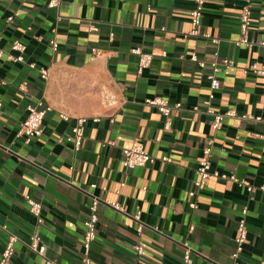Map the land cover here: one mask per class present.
Here are the masks:
<instances>
[{"label":"crops","instance_id":"obj_1","mask_svg":"<svg viewBox=\"0 0 264 264\" xmlns=\"http://www.w3.org/2000/svg\"><path fill=\"white\" fill-rule=\"evenodd\" d=\"M245 1L205 0L199 36L191 37L193 0H61L52 9L47 0H0V258L12 236L10 264H44L26 247L37 233L47 260L82 264L84 222L97 200L91 264H132L137 244L142 264H182L185 243L194 264H233L244 208L248 234L238 264H264V192L210 178L188 197L207 147L212 171L255 187L264 181V123L241 119L264 118V78L249 72L254 63L264 69V0H250L249 49L234 45ZM15 41L26 46L23 64L7 60ZM135 48L152 56L141 74ZM215 52L233 62L215 75L214 111L235 114L219 131L203 105ZM153 98L180 105L169 129L144 104ZM39 102L50 111L42 136L26 145L17 133L27 107ZM77 119L83 141L74 152ZM134 143L154 161L126 170L123 152ZM25 196L42 206L39 227Z\"/></svg>","mask_w":264,"mask_h":264},{"label":"built area","instance_id":"obj_2","mask_svg":"<svg viewBox=\"0 0 264 264\" xmlns=\"http://www.w3.org/2000/svg\"><path fill=\"white\" fill-rule=\"evenodd\" d=\"M61 0H47L48 8H57L60 5ZM194 9L190 13V23L192 25V31L188 34L191 37L199 36L198 28L201 24L202 15L204 12L205 0H193ZM251 8L252 4L250 0H246L244 5L240 10L239 16V37L234 41V45L238 48L243 47L249 49L252 47V43L249 40L250 27H251ZM12 18H8L7 22L12 23ZM2 42V36L0 35V44ZM213 43H217L216 40H213ZM49 45L53 51H56L58 48L57 43L54 39L49 40ZM263 46V44H261ZM25 52L26 46L18 41L13 42L11 46V53L14 55H9L7 60L14 63H24L25 62ZM132 54L138 57V73L141 74L144 70L148 69L152 62V56L150 54L143 53L140 48H135L131 51ZM165 54H162L164 56ZM190 61L195 63L199 68H205V63L199 61L195 55L190 57ZM233 66V62L227 59H218V53L213 54V61L210 64L211 75L208 76L210 82L211 93L209 94L206 101L203 102V105L206 107V113L212 116V128L215 131H219L222 128L223 120L225 118L235 117L234 112H226L224 114H219L214 111L211 101L213 99V92L220 88V83L215 77L216 74L222 71V69H229ZM30 69H34V65H29ZM249 72L258 77L264 78V69L259 68L257 64H252L249 68ZM41 79L45 80L47 77V72L44 70L40 71ZM146 106L154 108L160 115H162L166 120L165 129L170 128L169 118L174 113L180 109V105H170L169 102L162 98H153L146 100L144 103ZM1 107V106H0ZM50 111L49 107H45L43 103L39 102L36 105L27 107V116L24 122L21 124L20 129L17 133V138H23L24 143L27 145L34 138H39L43 134V121L46 114ZM243 120H250L254 122L264 123V118L261 117H251V116H242ZM84 124L83 119H77L75 126L72 128L71 133L73 137V151L78 152L81 149L83 141L82 127ZM260 137V136H257ZM263 138V137H260ZM264 139V138H263ZM124 160L123 167L126 170H134L136 168L145 167L148 164H151L154 160L151 158L144 150L143 146L140 143H134L129 149L123 152ZM204 159L201 160L198 164V167L195 170L196 180L193 182V189L188 193L189 198H193L197 192L202 191L205 187L207 180L210 178H215L222 181H229L234 183L239 188L245 189L248 194H252L256 191L264 192V181L263 183L255 187L246 180L237 178L234 174L225 175L219 174L216 171L211 170V149L207 147L203 150ZM163 162L170 163V159L163 158ZM25 203L28 207V211L36 219L37 226L39 227L42 224L41 211L42 206L40 203L35 202L30 197L25 196ZM97 205L98 201L94 200L90 207V214L88 219L84 222V236L82 242V255L81 262L82 264H91L90 260V249L91 245L96 239V226L98 223L97 216ZM109 205V204H108ZM115 210L122 212L117 204H110ZM189 207L194 209L195 204L190 203ZM246 216L247 210L244 208L241 211V216L237 222V228L234 236L235 252L232 254L233 264H238L239 255L243 251V247L247 243V226H246ZM143 231V226L141 224L136 228V233L140 235ZM190 232L193 231V227L189 229ZM17 242V239L10 236L4 250L1 253L0 264H10L11 259L14 254V244ZM26 247L36 254L38 257L43 258L44 264H55L52 261H49L45 258V247L41 244L40 238L37 233H34L29 238V243L26 244ZM133 251L135 253V260L132 264H142V257L144 253V248L142 245L137 244L134 246ZM182 264H194L193 250L188 246V244H183V253H182Z\"/></svg>","mask_w":264,"mask_h":264}]
</instances>
